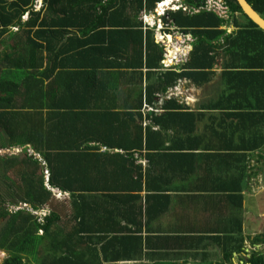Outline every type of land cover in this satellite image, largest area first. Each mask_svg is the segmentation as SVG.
I'll list each match as a JSON object with an SVG mask.
<instances>
[{"label": "trees", "instance_id": "16d2710c", "mask_svg": "<svg viewBox=\"0 0 264 264\" xmlns=\"http://www.w3.org/2000/svg\"><path fill=\"white\" fill-rule=\"evenodd\" d=\"M161 1L44 0V5L37 10L36 0H0V135L3 137L0 148L31 145L41 153L49 168L50 186L59 190L49 189L44 175H38L41 165L38 159L25 152L22 159L16 155L1 157L0 176L15 167L21 171L16 191L9 194L12 203L0 193V249L8 254L3 264H120V261L143 258L144 241L139 229L100 230L91 219L97 216L100 198L114 197L118 193L135 199L141 197V175L139 177L135 166L133 151L143 149L145 133L150 136L147 140L150 146L152 136H161L172 128L175 123L168 124L167 120L173 115L184 124L193 123V111L175 98L164 99L165 111L152 115V123L158 129L148 125L144 131L140 109L121 111L109 104L99 111L63 109V97L51 88L58 81L60 71L54 74L58 67L50 68L54 79L47 87L45 81L51 76L40 68L46 58L45 50L50 53L56 50L63 45L60 43L63 37L72 32L68 34L71 41H75V37H87L73 42L74 54L89 52L94 37L105 35L115 44L111 50L116 57L121 52V58L139 57L138 63L127 58L125 63L115 62V66L143 67L145 57V65L150 70L148 76L156 74V70L162 69L165 49L156 42L154 30L149 29L145 36L142 22L134 20L130 12L137 10L139 14L145 8L154 10ZM225 1L232 13L239 12L247 19L245 24L235 20L239 27L235 36L223 35L225 30L220 26L227 19L213 12L169 11L175 25L195 37L193 49L180 70L162 71L157 84L146 86L148 103H154L157 96L165 94L182 78L197 82V85L209 83L219 57H225L227 68H242L234 70V79L228 83L230 101L240 96L249 100V95L252 102L253 94L264 96V30L243 12L238 0ZM248 1L264 17V0ZM185 2L199 7L206 0ZM71 26H77L82 34L71 31ZM38 52L40 57H36ZM57 55L73 57L66 50H60ZM47 58L51 61V56ZM111 78L119 80L118 76ZM111 78L106 77L109 82ZM100 94L99 91L98 96ZM259 99L261 102L260 95ZM240 101L245 104L243 100L233 103ZM242 115L238 114L242 119L238 125L255 115V111ZM257 121L242 125L243 132L248 135L246 145L251 149L264 146V121ZM93 123L97 127L92 135L114 136L122 132L136 139L141 136L140 141H133V137L130 142L100 139L97 144L124 151L101 153L100 146L72 135L87 134ZM77 124L82 126L77 128ZM110 167L112 170L104 171ZM58 192H62L61 198ZM10 206L21 209L13 211ZM45 210L43 221L39 219V212ZM258 241L262 239L257 237L255 243ZM240 248L241 244L236 245L226 256L230 257ZM248 263L264 264V251L252 250Z\"/></svg>", "mask_w": 264, "mask_h": 264}, {"label": "crops", "instance_id": "0c3cea01", "mask_svg": "<svg viewBox=\"0 0 264 264\" xmlns=\"http://www.w3.org/2000/svg\"><path fill=\"white\" fill-rule=\"evenodd\" d=\"M177 3H182L190 10L172 7L168 13L171 10H182L188 14L201 11L197 12V7L189 6L185 0ZM137 13V10H132L130 15L134 20L142 22L145 36L149 29L154 30L153 36L156 42L160 43L157 40L156 26L149 27L144 20L146 14L151 22L154 21L151 16L155 14L152 10L147 11L145 8ZM241 17L239 12L232 13L220 26L225 30V37L235 36L239 30L235 20H240ZM165 21L162 19L159 23ZM241 23H246L244 18ZM172 24L178 27L173 20ZM36 29L37 27L34 28ZM70 29L82 34L77 26H71ZM170 31L172 30H168ZM181 31L195 40L191 32ZM68 34L60 42L63 45L56 50L51 53L45 50L46 58L40 68L41 72L46 71L51 76L45 81L47 87L54 79L50 68L58 67L54 74L60 71V75L51 88L58 96L63 97V109L99 111L107 104L121 111L140 109L144 117V131L148 125L158 129V126L152 123V115L153 112L160 114L165 111L164 99L175 98L194 113L193 123L188 124H184L176 115L168 118V124H175L165 130L163 135L152 136L150 146L147 141L150 136L146 133L143 135V149L133 151L135 166L139 177L141 175L139 179L143 187L140 198L135 199L131 195L118 193L114 197L98 200L100 208L96 218L91 220H94L92 224H97L100 230L137 228L142 232L143 258L119 263L158 264L173 261L179 264H249L248 258L252 250H260L263 247L261 241L255 243L256 238L260 237L264 242V206L260 204L261 198L264 199V146L251 149L246 145L248 135L243 132L242 125L254 124L257 120V123H260V119L264 121V96L259 94L262 97L261 102L257 94H253L252 102L249 95V100L244 96L229 100L228 83L234 79V70L239 71L242 68H227L224 65L227 61L225 57H219L209 83L197 85V82L182 78L165 94L157 96L154 103H148L146 86L157 84L162 71L180 70V66L190 57H178L179 59L169 67L165 66L163 61L166 57H163L162 69L148 76L150 70L145 65V57L143 67L115 66V62L125 63L127 58H132L138 63L139 57L121 58L122 52L116 57L111 50L115 44L110 43L105 35L94 37L89 52L74 54L73 42H80L79 40L87 37H75V41H71ZM174 45L171 43L168 49ZM60 50H66L73 57H58ZM50 56L51 61L47 58ZM36 57H40L39 52ZM113 76H118L119 80L111 78ZM106 77L111 78L112 82L107 81ZM99 91L101 94L98 96ZM104 93L107 95L102 97ZM237 100H243L245 104L241 101L233 103ZM250 111H255V115L248 116L238 125L242 120L238 114L247 116L245 113ZM79 126L82 124H77V128ZM96 127L93 123L87 134L84 132L82 135H72H77V139L81 137L80 140L91 141V145L100 146L99 152L104 154L109 151H124L97 144L100 139L130 142L133 137L122 132L114 136L107 133L92 135ZM137 137L138 139L133 137L132 140L140 141L141 136ZM41 157L43 159L42 155ZM38 160L46 185L49 189L59 191L50 186L51 173L47 178L45 170L49 168L45 166L44 160ZM120 168L126 169L127 166ZM108 170H112L111 167L104 171ZM58 197L61 198L59 195ZM250 198H253V210L250 208ZM240 244V250L233 251L230 257L226 256L228 250ZM252 246L254 248L251 250Z\"/></svg>", "mask_w": 264, "mask_h": 264}, {"label": "built area", "instance_id": "2783aa9c", "mask_svg": "<svg viewBox=\"0 0 264 264\" xmlns=\"http://www.w3.org/2000/svg\"><path fill=\"white\" fill-rule=\"evenodd\" d=\"M166 1L168 0H162L161 2L157 3V7L155 8V11L157 12L156 15H154V21L151 22L149 20V17H147L146 14H144V20L145 23L149 26L154 28L156 26V31H157V40L160 42L161 45H163L165 49V57L166 59L163 61L165 63L166 67H169L174 63L175 60H178V57H189V53L192 50V42L194 41V38L191 35H185L182 29L179 27L173 26L172 20L168 14V10L172 7H177L176 9L182 8V9H187V11L190 10L187 6L183 5L182 3H177V2H182L183 0H172L170 5H163ZM176 4V5H175ZM43 6V0H36L35 2V8L39 10ZM163 7L162 13L158 11L159 8ZM200 10H207V11H213L217 13L221 18L224 19H229L230 15L232 14L230 7L228 3L225 0H206L201 6L196 8V11ZM144 13H147L146 11ZM155 14V13H154ZM150 15V14H149ZM148 15V16H149ZM152 15V14H151ZM157 15L162 16L161 18L159 17L157 19ZM165 16V24L164 23H159L162 18ZM168 30H172L168 32ZM174 31V32H173ZM160 36V37H159ZM172 37L171 41L169 40V37ZM175 44L174 46H170L168 49V45L170 44ZM26 147H13V148H8L4 149L6 150V153L9 151H14V154L23 152ZM29 150V148H27ZM34 150V149H33ZM28 155L29 153L31 154L30 156H35L36 158L42 160V157L39 153H37L35 150L33 153L30 151H27ZM38 156V157H37ZM45 175L48 178L50 175L49 170H45ZM47 211H40L39 216L40 220H43L44 217L46 216ZM44 221V220H43Z\"/></svg>", "mask_w": 264, "mask_h": 264}, {"label": "rangeland", "instance_id": "374dc122", "mask_svg": "<svg viewBox=\"0 0 264 264\" xmlns=\"http://www.w3.org/2000/svg\"><path fill=\"white\" fill-rule=\"evenodd\" d=\"M152 12L155 13V15L157 13V12H155V10H152ZM143 13H144V11H143ZM159 17L161 18L162 16L157 15V19ZM241 18L242 19L244 18L245 21H247L245 16L242 15ZM162 19L165 20V16ZM242 19H240V21ZM2 140H3V137H2V135H0V146H1ZM21 147H26L25 149L27 151H30L31 153H33V151H34L33 150L34 148L31 145H26V146H21ZM27 148H29V150ZM12 153H15V152L14 151H9L8 153H6V150L0 149V167L1 168H2L1 157H10V154H12ZM16 155H19V157L22 159L26 154L25 153L22 154V152H20V153H17ZM29 155H31V154L29 153ZM33 157L35 158V156H33ZM37 172H38V175H41L42 174V168H39L37 170ZM20 178H21V171L17 167L13 168L9 172L3 173L0 176V193L4 197L7 198V202H9V203H12V196L9 195V194H12L13 192L16 191V186H17V183L20 181ZM262 195H264V193ZM249 201H250V208H251V210H253V208L251 207L253 198H250ZM260 204H262L264 206V199L263 198H261ZM20 206H22V205H20ZM10 207H11V210H13V211H15L18 208V206H10ZM1 226H2V224H1ZM260 243H262L261 245L263 246L262 248H260V250L264 251V242H260ZM253 248H254V246H252L250 249L252 250ZM6 254L7 253L5 251L0 250V264L4 263V260L7 257Z\"/></svg>", "mask_w": 264, "mask_h": 264}, {"label": "water", "instance_id": "95a60500", "mask_svg": "<svg viewBox=\"0 0 264 264\" xmlns=\"http://www.w3.org/2000/svg\"><path fill=\"white\" fill-rule=\"evenodd\" d=\"M243 12L264 30V17L249 3L248 0H238Z\"/></svg>", "mask_w": 264, "mask_h": 264}, {"label": "bare ground", "instance_id": "6f19581e", "mask_svg": "<svg viewBox=\"0 0 264 264\" xmlns=\"http://www.w3.org/2000/svg\"><path fill=\"white\" fill-rule=\"evenodd\" d=\"M171 2H172V0H168V1H166L163 5H165V6L167 5V6H168V5L171 4ZM162 10H163V7H161V8L158 9V11H160L161 13H162ZM151 17L154 18L153 15H152ZM171 39H172V37L170 36V37H169V40L171 41Z\"/></svg>", "mask_w": 264, "mask_h": 264}, {"label": "clouds", "instance_id": "9594fccd", "mask_svg": "<svg viewBox=\"0 0 264 264\" xmlns=\"http://www.w3.org/2000/svg\"><path fill=\"white\" fill-rule=\"evenodd\" d=\"M24 152L26 153L27 150L25 149L22 153H24ZM27 154H28V153H27ZM14 155H16V154H14ZM32 157H33V156H32ZM42 160H43V159H42ZM48 177H49V176H48ZM58 195L61 197L63 194H62V192H58ZM17 209H21L20 206H18ZM0 250H3V249H0ZM3 251H5V250H3ZM5 252H6V251H5ZM6 253H7V252H6ZM6 256H8V254H6ZM6 256H5V257H6Z\"/></svg>", "mask_w": 264, "mask_h": 264}]
</instances>
